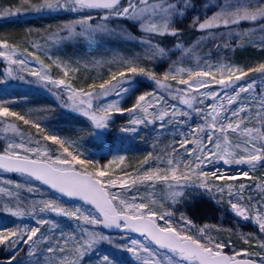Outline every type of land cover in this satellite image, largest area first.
<instances>
[{"label": "snow or ice", "instance_id": "obj_1", "mask_svg": "<svg viewBox=\"0 0 264 264\" xmlns=\"http://www.w3.org/2000/svg\"><path fill=\"white\" fill-rule=\"evenodd\" d=\"M27 12L76 14L55 32L46 33L52 44L67 41L97 48L109 43L141 47L145 50L143 59L148 60L163 59L176 51L181 57L191 56L202 41L214 38L221 29L226 30L220 35L226 48L235 43L237 47L250 44L264 50V0H202L200 6L196 0H22L19 7L0 10V17ZM190 15L188 27L201 34L193 44L182 40L183 29L179 26ZM244 23L256 27L238 30ZM257 32L259 40H252ZM167 37L176 41L172 49L163 46ZM32 46L41 47L35 42ZM0 57L7 62L0 73V85L10 80L41 84L60 101L61 107L90 122L89 136L102 137L114 123V115L127 113L129 119L119 128L121 133L138 134L140 125L159 122L160 129L178 126L181 137L168 145L167 159L150 152L132 173L123 172V178H114L111 165L123 161V156L101 165L80 151L77 139L46 129L33 118V110L20 112L14 110V101L0 102L3 131L13 137H5L0 173H16L23 178V182L0 180V185H6L0 186V194L6 198L0 211L13 217L30 214L38 225L0 231V245L7 253L0 264H82L89 252L104 243L113 251L101 255L99 264H124L125 253L134 258L135 264H264V176L252 175L253 170L264 168V60L255 65L229 62L196 67H178V61H174L163 74H157L143 65L140 55L117 53L103 62L110 66L106 77L74 86L70 76L74 70L58 57L49 56L51 63H45L37 52L3 37ZM32 60L39 66H30ZM53 68L59 70L55 75ZM138 77H146L162 92H145L136 96L130 107H123L121 100L137 90ZM213 85L222 92L212 90ZM169 99L186 107L171 104ZM208 100L213 102L206 103ZM193 113L203 123L185 133ZM16 122L35 129L36 134L26 136ZM41 139L54 145V152ZM219 163L243 165L249 170H240L236 175L219 168L205 170ZM239 176L253 183L236 186L233 181ZM38 185L47 186L59 196L31 201L25 209L20 192L42 193ZM158 185L166 188L172 204L194 199L197 194L214 200L219 196L217 203H221L227 193L235 216L254 221L259 232L244 236L247 247L237 250L230 239L208 235L209 228L215 226L197 228L183 213L178 224L173 219L174 210L161 212L155 207L157 201L152 197ZM141 186L147 195L141 192ZM256 191L259 195L253 196ZM60 197L79 199L91 210L66 207ZM46 213L78 222L79 234L75 230L60 231L56 237L53 233L59 225L41 215ZM101 228L138 233L143 239L121 236L113 240L97 230ZM21 245L26 248L21 249Z\"/></svg>", "mask_w": 264, "mask_h": 264}, {"label": "rangeland", "instance_id": "obj_2", "mask_svg": "<svg viewBox=\"0 0 264 264\" xmlns=\"http://www.w3.org/2000/svg\"><path fill=\"white\" fill-rule=\"evenodd\" d=\"M34 2H39V0H36ZM196 3L198 6H200V4L202 3V0H196ZM0 10H4V9H0ZM32 13V12H29ZM66 13V12H65ZM24 14V13H22ZM21 14V15H22ZM38 14V13H35ZM47 14V13H44ZM195 13H193L192 15H194ZM209 15H211V13H208ZM42 15V14H41ZM69 16H71V19H74L76 17V14L73 13H69ZM20 16V15H19ZM1 18V17H0ZM69 19V20H71ZM188 20L186 23H184V26H180L183 29V33L186 34L184 36L183 41H186L187 44H193L196 40L199 39L200 37V33L196 32L194 29H191L188 27V25L191 22V15L189 16ZM184 20V21H186ZM68 20L65 21H61L58 25H55L54 28L55 31L57 30V28L59 26H61L63 23L67 22ZM183 21V22H184ZM182 24V23H180ZM252 25V24H251ZM249 25V26H251ZM251 28V27H249ZM52 29L50 30H37L35 31V37L38 38H42L45 39L47 41L48 37L46 35V33H50L52 32ZM253 29V28H252ZM240 31H243L244 29L242 27H240V29H238ZM53 31V32H55ZM217 31H225L222 33H226V30H217ZM257 34H259L257 32ZM260 35V34H259ZM67 42V41H66ZM176 41L173 40V38L171 37H167L164 38V45L166 46L168 49H172L173 45ZM65 43V42H64ZM71 44H74L72 42H69ZM186 44V46H187ZM59 46V45H57ZM49 49H52V47H46ZM107 47H104V52H106L107 56L102 52H99L98 54L101 55L99 57L105 58L106 61L107 58L109 57H113V55H115L116 53L110 50L106 49ZM203 48H207L206 46H202L199 45L196 49L193 55L188 56V57H181L180 52L176 51L175 54H170L168 57H165L163 59H161L160 57H157L154 60H151V68L154 69V71L157 74H163L169 67L170 64H172L174 61H178L176 66H183V67H196L193 66V64H199L201 65L202 62H196V60H198V56L200 55L201 52H203ZM204 55L201 56L200 58H205L206 55L208 57H211L210 55H208L207 53H203ZM212 58V57H211ZM31 60V58H29ZM214 59V58H213ZM221 59V58H218ZM213 63V62H212ZM30 66L32 67H38L39 65L36 64V62L34 60L31 61ZM0 67H3V71L5 69V67H7V62L4 61L3 57H0ZM150 69V68H149ZM3 71L0 70V73H3ZM54 74V73H53ZM250 76L253 74H249ZM28 79H32L31 77H28ZM138 84L136 85V91L130 93L128 96L122 98L121 100V104L123 107H130L135 99L136 96L143 94L145 92H149V89L151 92L155 91V92H162L161 89H157L156 85L148 80L146 77H138ZM173 83V87H175L174 82ZM21 88L26 90L28 93H42L43 95L47 96L48 99L50 100V102L52 103V99L56 98L52 92H50L47 88H44L41 84L39 83H33L31 85L28 84H24L22 82H20L19 80H10L8 84L6 85H0V93L4 90H7L8 88ZM212 90H216V91H221L220 87L218 85H213ZM53 91H56V89H53ZM163 94L165 95V97L168 96L167 92H163ZM110 99H116V97H111ZM58 101V105H60V101ZM169 102L171 104H176L179 107H186L183 105H180L179 102L177 100H171L169 99ZM213 101L208 100L206 101V103H212ZM58 105L56 104V106L58 107ZM61 106V105H60ZM199 107V105H197ZM24 112H28L29 109L24 107ZM31 110H33V118L34 119H39L40 122L43 124V126L54 132L55 130L52 129V124L50 122L51 118L53 120V117L50 114H44L43 112H45V110H39L38 108H31ZM65 111H69V109H65ZM47 111V110H46ZM149 111H153V109H149ZM43 114V115H41ZM49 115V116H48ZM142 115V114H141ZM129 119V115L127 113H125L124 115H114L113 120L114 123H112L110 125V128L103 132L102 137L98 138L96 136H89L88 134H83L80 136L76 137H71L72 139H77L80 143L81 146H84L85 148H89L91 150V154L96 153V157L98 158V163L103 165V164H107V162L109 161V157L111 155V157L113 155H118V156H123L124 160L127 159V157H131L130 152L131 150H135L136 148L140 147L138 145V141H136L134 139L136 134H130V133H121L119 132V128L124 126L127 121ZM3 118H0V151L3 150V147L6 143V135L8 138H13L11 133L5 134L3 131ZM17 123V122H16ZM203 123V121L196 116L195 113H193V119L188 123L187 127L184 128V131L187 133L192 127H195L198 124ZM20 125V129L21 131H23L26 136L27 134L31 133L32 135L36 134V130L35 129H31L28 126H25L23 124H19ZM142 127V128H141ZM28 129H30L31 131H29ZM141 130V141L144 143L143 146L148 147L151 150V153L153 151V145H156L158 140L164 139V137L170 136L172 133L174 132H179L178 131V126L177 127H173V126H168L164 129H160L159 128V122H157L155 125H149V126H145V125H140ZM58 132L59 130H61L58 127ZM60 134V133H59ZM61 135V134H60ZM64 136V135H61ZM65 137H69V136H65ZM16 139H19L18 137H15ZM166 140V139H165ZM41 143H47L48 147L51 148L54 152L55 150V146L51 145L50 142H44L41 139ZM100 148L99 151H103V150H107V153L102 152L105 156H102L100 154V152L98 153L96 151V149ZM84 150V149H83ZM95 151V152H94ZM158 151V149H157ZM89 155V152L86 153ZM132 156L135 154H131ZM145 156L143 155L142 157L140 156V159L135 160L134 158V165L132 167L131 170L126 171L129 173L133 172V169L138 168L139 167V161L142 160ZM207 168H210L211 170H215L216 168L221 169L222 171L226 172V174L228 175H236L238 171L240 170H249L246 166H236V165H232V166H228V165H224L223 163H219L217 165H215L214 167H206L205 170ZM113 177L114 178H123V173H119V172H113ZM232 173V174H230ZM252 175L256 176L257 178L264 176V168H258L252 171ZM3 179H11L13 181H17V182H23V178L19 175L16 174L14 177H10V174L8 173H0V180ZM33 183H37L38 182H33ZM216 183H221L220 181H216ZM233 183L238 186L239 183H245V184H251L253 183L252 180L250 179H246L243 176H239L237 178V180L233 181ZM0 186H5L6 185H0ZM38 187H40L43 191L42 193H28L26 191H21L20 195L22 198V207H24L25 209L30 207V202L31 201H38L40 199H49V198H56L58 197V194L55 193L54 191H52L51 189L47 188V186L44 185H38ZM142 187V186H141ZM155 192L157 194V196L159 198L157 199V204L155 205V207H157V209L161 212H164L166 210H174V217L173 219L175 221H177V223L179 224V217L181 215V213H183L184 215L188 216L193 223L197 226V228L199 227H203L205 224L209 225V226H215V227H210L209 231H208V235L215 238V239H221V240H229L231 244L235 247V249L240 250L242 248H246L247 245L242 246L243 244L239 242V240L237 241V239L233 238L229 232H233L237 237H241L243 240L244 236H247L249 234H253V233H258L259 229H258V225H256L254 223V221H245L240 217H236L235 214L231 211L229 204H228V200H227V193H225V198L221 203H217V200L220 199L219 196L216 197V199H212L207 195H199L197 194L195 196L194 199H185L183 202L181 203H176V204H172V201H166L164 202L165 199H167V193H166V188L164 186H160L158 185L157 188L155 189ZM147 195V194H145ZM259 193L258 191L253 192V196H258ZM162 199H164L162 201ZM245 200H247V196L245 197ZM60 201L64 204V206L66 207H80L82 210L88 211L91 210V206L83 204V203H69L65 198L60 197ZM6 202V198L3 196V194H0V204L4 205V203ZM161 203L165 204V207H160ZM47 214V213H46ZM49 215H52L51 220H54L58 223L59 225V229L54 231V235L56 237H59L60 235V231H63L64 233H70L72 231H77V234H79L78 229H76V224L78 222L76 221H72L69 220L65 217H60V216H56L54 213H48ZM45 215V214H44ZM26 217V219H29L30 221H33V217L30 214H26L24 215ZM48 218V215L45 217ZM161 223H163L161 221ZM47 227V226H45ZM98 231L103 232L105 235H109L112 237L113 240H120L121 236H130L131 238L134 239H138V240H142L143 238L140 235L137 234H133V233H106L105 231H103L102 229H97ZM255 243V241H254ZM113 249L110 245H108L107 243L101 244L97 246V250H94L92 252H89L82 260V264H84L85 262H87L88 264H99V259L101 257V255L104 254H108L109 252H112ZM226 252H231V249H225ZM243 258V257H240ZM42 261H43V257H41ZM122 260L124 261V264H135L134 262V258L131 257L130 254H123L122 255Z\"/></svg>", "mask_w": 264, "mask_h": 264}, {"label": "trees", "instance_id": "obj_3", "mask_svg": "<svg viewBox=\"0 0 264 264\" xmlns=\"http://www.w3.org/2000/svg\"><path fill=\"white\" fill-rule=\"evenodd\" d=\"M36 0H33V2ZM22 3V0H0V9L8 10V9H14L15 7H19ZM69 13L65 12H52L47 14H35V13H24L20 16H3L0 18V37L8 39L10 43L15 42L20 45L21 48L27 47L31 51H35L38 54L41 55V58L45 60V63H51V60L48 59V57L60 58L61 60L70 63L71 69L74 71H70V76L72 77V81L74 83V86H81L85 81H91L94 78L99 77H106L108 71H109V65L103 63L105 58L99 57V52H103L105 55L107 54L104 52V47H107L106 49L110 50L109 52L113 51L116 54H124V55H140L142 58V63L145 67L151 68V60L143 59L145 50L141 47H130V46H118L114 43L105 44L102 47H89L87 44L80 42V43H74L71 44L69 42H65L60 44L59 46L52 44L50 41H47L45 39H42L41 37H35V31L37 30H50L55 27V25H58L61 21L69 20L72 17L68 15ZM188 20L182 22L179 26H184V23H186ZM250 23H244L241 25V27L245 29H252L255 28L256 25ZM251 27V28H249ZM31 30V31H30ZM55 31V29H52V32ZM222 32L225 31H216L215 37L206 39L202 41L199 45L202 44V46H206L207 48H203V52L200 53L201 56H203V53H207L211 57H208L206 55L205 58H200V55L198 56V60L196 62H202L200 66H205L207 64L211 65H217L221 63H234L235 65L239 66H245V65H255L258 62H261L264 60V50H261L256 47H252L250 44L237 47L235 43L232 44L231 47H224V40L220 39V35ZM186 34L182 33V40L184 39V36ZM260 38L259 34H256L255 36L251 37L252 40L258 41ZM225 39H227L225 35ZM249 38L245 37V40L247 41ZM33 42L40 45L41 47L33 48ZM219 45V47H217ZM46 47H52V49L46 48ZM19 54V53H18ZM107 56V55H106ZM214 58V59H213ZM221 58V59H218ZM111 57L107 58V60H110ZM96 61H101L100 64H97ZM213 62V63H212ZM200 64V63H199ZM193 66H197V64H193ZM191 67V66H190ZM3 67H0V70H2ZM59 71L58 69L53 68L52 72L55 73ZM149 92L150 89H149ZM8 100V101H14L13 108L16 111L24 112V107L27 109L31 108H38L39 110H45L43 112L44 114H50L53 117V120L51 118L50 122L52 124V129L55 130L54 132L57 134H61L64 136L76 137L87 134L89 131H91V125L90 122L82 117L79 116L76 113L71 112L70 110L65 111L63 107L58 105V101L56 98L52 99V103L48 99L47 96L43 95L42 93H28L26 90L21 88H8L7 90H4L0 93V102ZM58 105V107L56 106ZM178 106V105H177ZM179 107V106H178ZM47 110V111H46ZM43 115V114H41ZM49 116V115H48ZM19 124H22V122H17ZM58 127L61 129L58 132ZM140 128V126H139ZM142 128V127H141ZM31 131L30 129H28ZM141 130L139 129L138 134L135 135L134 139L138 141V145L140 147L136 148L135 150H131L130 155L131 157H127V159L123 161H115L112 165V171L113 172H119L123 173L126 171H129L132 169L134 165V158L135 160L140 159V156L148 155L151 150L148 147L143 146V142L141 141ZM186 133V132H185ZM59 134V135H60ZM60 135V136H61ZM180 134L179 132H174L170 136L164 137V139L158 140L156 145H153V151L152 153L154 155L164 156L165 159H167L166 155V149L168 145L172 144L174 141L179 140ZM166 139V140H165ZM84 149V150H83ZM158 149V151H157ZM100 148L96 149V151L102 155L105 156L102 152L107 153V150L99 151ZM80 151L85 154V156L88 159H91L95 162H98V158L96 157V153L91 154V150L89 148H85L84 146L80 145ZM89 152V155L86 154ZM95 152V151H94ZM131 154H135L132 156ZM109 157V161L113 160L115 157H118V155H113ZM108 161V162H109ZM107 162V163H108ZM89 170H93L89 168ZM207 170H211L210 168H207ZM229 174V173H228ZM232 174V173H230ZM15 175H10V177H14ZM141 192H144L147 194L143 187H141ZM153 199L157 201L156 198H159L156 194V192L153 193ZM164 199H162L163 201ZM170 201L169 199H165L164 202ZM3 208V205L0 204V209ZM44 217L48 215V217L51 219L52 215L47 214H41ZM25 225L28 227H36L35 220L30 221L29 219H26L25 216L23 217H13L8 213H4L0 211V231H8L13 230L16 228H23ZM230 235L239 240L240 243L243 244V240L241 237H237L233 232H229ZM244 246V244L242 245ZM21 249H25V245L20 246ZM4 246L0 245V259L6 258V251H3ZM21 256H24L25 253L21 251ZM42 260V259H41ZM84 264H88L85 262Z\"/></svg>", "mask_w": 264, "mask_h": 264}, {"label": "water", "instance_id": "obj_4", "mask_svg": "<svg viewBox=\"0 0 264 264\" xmlns=\"http://www.w3.org/2000/svg\"><path fill=\"white\" fill-rule=\"evenodd\" d=\"M8 174L14 175L16 173H8ZM64 198L67 199L69 201V203H72V204L83 203L82 201H80L79 199H76V198H69V197H64ZM102 230L105 231L106 233H123V232H121L120 230H117V229H102ZM133 234L139 235L138 233H133Z\"/></svg>", "mask_w": 264, "mask_h": 264}]
</instances>
